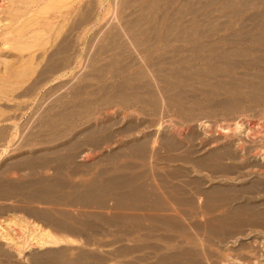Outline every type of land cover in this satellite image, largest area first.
<instances>
[{"label":"rangeland","instance_id":"rangeland-1","mask_svg":"<svg viewBox=\"0 0 264 264\" xmlns=\"http://www.w3.org/2000/svg\"><path fill=\"white\" fill-rule=\"evenodd\" d=\"M120 1L85 13L81 65L0 121V178L42 150L119 140L145 155L150 182H167L178 233L138 237L131 259L108 262L79 247L19 255L0 241V264H264V0ZM64 57L46 56L22 90ZM237 122L240 133L221 128Z\"/></svg>","mask_w":264,"mask_h":264},{"label":"crops","instance_id":"crops-1","mask_svg":"<svg viewBox=\"0 0 264 264\" xmlns=\"http://www.w3.org/2000/svg\"><path fill=\"white\" fill-rule=\"evenodd\" d=\"M144 160L114 139L42 150L12 163L15 174L0 178V215H21L80 241L62 248L127 261L138 251V237H154L145 240L158 245V237L178 233L168 184L150 182Z\"/></svg>","mask_w":264,"mask_h":264},{"label":"bare ground","instance_id":"bare-ground-1","mask_svg":"<svg viewBox=\"0 0 264 264\" xmlns=\"http://www.w3.org/2000/svg\"><path fill=\"white\" fill-rule=\"evenodd\" d=\"M119 5L122 4L116 0H0V51L6 54L4 71L0 70V121L20 119L21 114L17 112L22 113L34 105L42 89L60 78H67L73 64L81 65L88 33L85 21L88 10L103 11ZM73 32L77 43L75 55H72L74 59L67 55L70 50L68 39ZM56 54L65 57L63 61L57 58L60 63H51L55 64L49 66L53 71L51 76L46 78L43 72L41 80L22 90L44 58L47 56L51 61ZM221 128L236 133L244 130L241 122L234 124L232 129ZM4 146L0 145V157L7 151ZM0 241L12 246L19 255L34 248L78 243L19 216L0 220Z\"/></svg>","mask_w":264,"mask_h":264}]
</instances>
